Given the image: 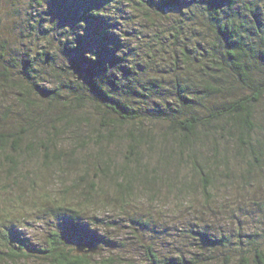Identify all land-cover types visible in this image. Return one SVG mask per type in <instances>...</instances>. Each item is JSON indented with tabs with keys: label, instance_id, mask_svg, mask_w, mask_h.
Masks as SVG:
<instances>
[{
	"label": "trees",
	"instance_id": "trees-1",
	"mask_svg": "<svg viewBox=\"0 0 264 264\" xmlns=\"http://www.w3.org/2000/svg\"><path fill=\"white\" fill-rule=\"evenodd\" d=\"M0 179V264H264V0H0Z\"/></svg>",
	"mask_w": 264,
	"mask_h": 264
},
{
	"label": "rangeland",
	"instance_id": "rangeland-1",
	"mask_svg": "<svg viewBox=\"0 0 264 264\" xmlns=\"http://www.w3.org/2000/svg\"><path fill=\"white\" fill-rule=\"evenodd\" d=\"M69 142V141H68ZM70 144L71 145H75L76 143L74 142V141H71L70 140ZM117 149V148H116ZM115 158H116V162H120V159L121 158H123V155H121V154H119V152H118V150H116V154H115ZM39 163L41 164V158L39 159ZM42 165V164H41ZM28 170H30V168H27ZM80 169H81V167H80ZM27 170L26 169H24V172H26ZM71 172L73 171V169H71L70 170ZM32 172H33V170H32ZM57 173V174H56ZM62 173H64L63 175H65V176H63V177H65V178H63V179H67V180H74V178H75V176L74 175H72V174H70V172H69V170H66L65 169V171L64 172H60V169H56L55 167H53V166H51V169H47V172H46V175H47V177H49V181L46 179V177H45V180L43 181V184H44V182H46V186L44 187V189L45 188H48L49 186H52V184L54 185L55 184V187H57V185H58V183L57 182H55L54 183V180H57V178H58V174H62ZM82 173V172H81ZM81 173H80V175L79 176H84V175H81ZM93 173H90L89 175L91 176ZM1 181H2V179H0ZM164 184V182L163 181H159L158 182V184H157V187L158 186H160V192L162 193V198H161V201H159L158 203H154V202H150L149 200H141V203H140V205H142L143 207H140V205L139 204H137L138 206L137 207H135V206H133V204H135L134 202H131V203H129L130 205L127 207V208H129L130 209V211H135V210H137V213H140V215L142 214V213H145V211L143 210V208L144 209H149L150 208V206L149 205H152L153 207H156V208H159L158 207V205L157 204H163V205H161L160 206V208L159 209H157V210H164L165 212H168V208L170 207L168 204H170V203H166V202H168L169 200H168V194H167V192H168V190H167V187H165V184ZM108 190H109V192H112V190L111 189H109L108 188ZM45 191V190H44ZM8 192H11V193H8V194H3V197L1 196L0 198L2 199V200H7L8 198H16L17 197V194H13V193H16V191H14V190H9ZM37 192H38V194H39V192L41 193L42 191H40V189L39 190H37ZM1 194V193H0ZM33 192H32V190H25L24 192H23V197L24 196H27V198L26 199H28L29 201H30V206H33V200L34 201H37V198L36 197H33ZM143 199V198H142ZM228 199H230V198H228ZM254 198H252V199H250V202L253 200ZM170 200H171V198H170ZM0 202H1V200H0ZM165 203V204H164ZM223 204L221 205L222 206V210H225V209H228V207H230V205H231V202H229V201H224V202H222ZM10 204H12V203H9V202H7V203H2V207H4V205H10ZM239 204L240 203H238V206H239ZM249 205H253L252 204V202L251 203H248ZM241 205V207L243 206V209L244 210H242L243 211V213H245V212H250V211H252L251 209H249V210H247L248 209V207H246V204H244V203H242V204H240ZM181 206L182 205H180V206H178V207H175L174 208V211H179L180 210V208H181ZM198 206L199 207H201V204L198 202ZM163 207H165V209L163 208ZM18 208V207H17ZM220 208V207H219ZM235 208V207H234ZM18 209H20V208H18ZM115 210L117 209V208H114ZM153 209V208H152ZM34 210V208H27V209H25V210H18V211H15V212H19V214H22L23 216L24 215H27V216H29V215H31V213H32V211ZM100 212L102 213V214H106L107 216H109V215H111V214H115L114 212H113V210L112 209H109V210H106V211H103V210H100ZM106 212V213H105ZM120 211L119 210H116V215H118V216H120V217H123V215L122 214H120L119 213ZM153 212H155V210L153 209ZM152 212V213H153ZM182 213H184V212H182ZM226 213L227 212H224V215H226ZM172 214H175V213H172ZM179 214V213H178ZM17 216H19L18 214H16ZM154 217H156L157 216V213L155 212L154 214H152ZM205 217H208V221H210L212 218H213V220L215 221L216 219L215 218H217L216 216H213V213H212V211L210 212L209 211V214H205ZM186 217H183V216H181V215H179V217L178 218H175L174 217V219H176V221H175V223L176 224H178L179 226L183 223V220L185 219ZM226 218L228 219V217H227V215H226ZM123 219V218H122ZM125 219V218H124ZM217 221V220H216ZM223 221H225V216L223 217ZM221 222H222V218H221ZM125 223V222H124ZM210 223H212V220L210 221ZM37 227H39L38 229H40L41 228V226L39 225V224H37V223H35L34 224V227L32 228V229H30V230H27V232L28 233H38V235H40V237L42 236L38 231V229H37ZM251 228H252V226H251ZM120 229V231H118V233H116V235H115V237H117V238H122V240H125L126 239V237H125V234L128 232V230H129V228L126 226V225H124V226H122V227H120L119 228ZM125 250V249H124ZM113 251V252H112ZM112 251H110V250H108V249H103V256H99V255H95V259H96V261L97 262H100L101 260L104 262V259L105 258H107V257H110V256H112V258L115 260V261H117V262H119V257H121V255H123L124 256V253H122L121 255H120V253H119V251H114V250H112ZM130 254H126V256H129ZM134 260H135V264H137V263H139V262H141V258L140 257H134ZM17 264H43V263H41V261H39V260H32V259H29V260H27V261H25V262H23L22 260L21 261H19V263H17ZM98 264H101V263H98Z\"/></svg>",
	"mask_w": 264,
	"mask_h": 264
},
{
	"label": "water",
	"instance_id": "water-1",
	"mask_svg": "<svg viewBox=\"0 0 264 264\" xmlns=\"http://www.w3.org/2000/svg\"><path fill=\"white\" fill-rule=\"evenodd\" d=\"M84 249H86V250L84 251ZM96 249H97V246L92 245L90 243L76 245V250L78 253H81L83 251L84 252H94V251H96Z\"/></svg>",
	"mask_w": 264,
	"mask_h": 264
}]
</instances>
